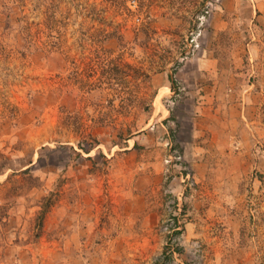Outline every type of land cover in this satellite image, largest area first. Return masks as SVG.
I'll return each mask as SVG.
<instances>
[{
	"label": "rangeland",
	"instance_id": "obj_1",
	"mask_svg": "<svg viewBox=\"0 0 264 264\" xmlns=\"http://www.w3.org/2000/svg\"><path fill=\"white\" fill-rule=\"evenodd\" d=\"M50 3L0 0V264H264V0Z\"/></svg>",
	"mask_w": 264,
	"mask_h": 264
},
{
	"label": "trees",
	"instance_id": "obj_2",
	"mask_svg": "<svg viewBox=\"0 0 264 264\" xmlns=\"http://www.w3.org/2000/svg\"><path fill=\"white\" fill-rule=\"evenodd\" d=\"M41 1H44V2H46V0H41ZM50 1H52V6H51V3H50V6H51V9L53 10V14L54 15H51V17H52V21L53 20H55V16L56 15H58L59 14V8H58V2H59V0H50ZM128 1H132V0H128ZM171 82L173 83L174 82V80L171 78ZM178 227H176V229H175V231H173V235H181L182 234V231L180 230V231H178V229H177ZM173 256V255H172ZM171 256V257H172Z\"/></svg>",
	"mask_w": 264,
	"mask_h": 264
}]
</instances>
